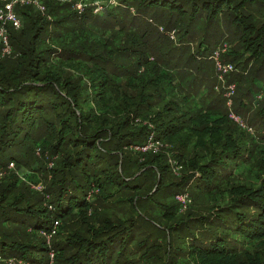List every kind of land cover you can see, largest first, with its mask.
Segmentation results:
<instances>
[{
  "label": "trees",
  "instance_id": "obj_1",
  "mask_svg": "<svg viewBox=\"0 0 264 264\" xmlns=\"http://www.w3.org/2000/svg\"><path fill=\"white\" fill-rule=\"evenodd\" d=\"M21 1L10 56L0 40V264H264V0ZM151 136L159 154L135 150Z\"/></svg>",
  "mask_w": 264,
  "mask_h": 264
},
{
  "label": "rangeland",
  "instance_id": "obj_2",
  "mask_svg": "<svg viewBox=\"0 0 264 264\" xmlns=\"http://www.w3.org/2000/svg\"><path fill=\"white\" fill-rule=\"evenodd\" d=\"M3 2H5L6 4H8L9 2H10V0H2ZM20 2H21V4L24 6V5H26V4H28L27 2H22L21 0H19ZM33 1V0H32ZM35 2H37V0H34ZM85 2H86V0H84ZM116 1L117 0H95V1H91L90 0V3H87L86 2V5L88 6L89 5V7H97V9H95L94 10V15H100L101 14V12L104 10L103 8L105 7V5H108V4H110V2H111V5H115L114 3H116ZM38 3L40 4V7L38 8L39 9V11L45 16V6H44V3L43 2H39L38 1ZM61 4H71V3H73L74 5H72V11H74V12H76V11H78V13H80V10L81 9H84V2H83V0H63L62 2H60ZM260 13L261 14H263L264 15V6L261 8V11H260ZM170 37H171V39H173L174 40V42H177V37H176V34H174V33H170V35H169ZM219 44H221V42L219 43ZM191 46H192V49L194 50V44H191ZM197 47V45L195 44V48ZM225 48H227V43L225 44V46H224ZM219 51V50H218ZM221 51H222V49H221ZM12 53V52H11ZM11 53L9 54V53H4V51H3V55H2V57H7V56H10L11 55ZM217 54V53H216ZM215 54V55H216ZM218 55V54H217ZM221 65V64H220ZM209 66V65H208ZM222 66V65H221ZM223 67H225L224 65H223ZM220 70V69H219ZM220 71H222V70H220ZM207 78H212V77H207ZM213 79V78H212ZM219 79H221V80H224L223 78H222V75H220V78ZM221 80H215V81H213L214 82V85H217L216 86V88L218 87V90L217 91H220L221 89H223V91H227V93L225 94V97H227L229 100H230V98H231V96H229V95H231V94H233L234 93V91H235V85L234 84H230V85H228L227 83H226V81H221ZM188 85V84H187ZM200 85L202 86V92L199 94V97H201L202 95H206V93H205V89L206 88H211L212 87V81H209L208 80V82H200L199 84H197V85H195V89L196 90H198V89H200ZM204 90V91H203ZM238 97H239V95H238ZM222 98H223V96H222ZM221 98V99H222ZM249 102L248 103H251L250 102V100H251V97L249 96V97H247L246 98ZM230 103L231 102H228V105H230ZM232 118H234L235 120H237V117H235L234 115H232ZM135 148V150H136V147H134ZM160 148H164V146L163 145H154V148H153V150L154 151H157V152H154V151H152V152H154V153H157V154H159L161 151H162V149H160ZM38 151V150H37ZM136 151H139V150H136ZM144 153H148V151L147 152H145L144 151ZM37 155H40V153L38 154L37 153ZM41 156V155H40ZM40 159V158H39ZM142 159V161L143 160H145V158H141ZM40 160H42V157H41V159ZM42 163H43V161H41ZM41 162H35V163H32L33 164V166H32V168H25L24 167V170L22 171L24 174H25V171L26 172H30V170L32 171V169L34 168V169H39L40 168V166H41ZM51 164L52 163H50V164H48V169H51ZM11 165V164H10ZM171 165H173V164H171ZM14 168H15V166H14ZM13 170V169H12ZM241 171H242V169H241ZM40 172V171H39ZM22 173V174H23ZM176 173V177H178V178H180V177H183L184 176V171L181 173V169H179V170H177V172H175ZM31 174H33V173H31ZM35 174V176H32L30 179H32V180H30V181H35L37 184H36V187L38 188L37 190L38 191H42V190H44V185H46V183H45V181H44V179H43V177H41V174L40 173H34ZM198 175V174H197ZM21 177V176H20ZM160 177V176H159ZM168 179H170V174H167V176H166ZM24 180V179H23ZM178 181V180H177ZM187 194V193H186ZM184 198H185V200H187L186 198V196H184ZM184 200V201H185ZM178 201H182L183 202V200H182V198L181 197H178ZM183 203H185V202H183ZM195 205V204H194ZM51 206V205H50ZM50 206H49V209H50ZM200 206H203V207H205L206 206V203H202V204H200ZM202 207V208H203ZM186 209H188V208H186ZM186 209L184 208L182 211H186ZM51 210V209H50ZM202 211L203 210H201V212H199V214L200 213H202ZM157 224V223H156ZM158 225V224H157Z\"/></svg>",
  "mask_w": 264,
  "mask_h": 264
},
{
  "label": "built area",
  "instance_id": "obj_3",
  "mask_svg": "<svg viewBox=\"0 0 264 264\" xmlns=\"http://www.w3.org/2000/svg\"><path fill=\"white\" fill-rule=\"evenodd\" d=\"M24 2V1H22ZM28 2H31V3H34L38 8L40 7V4L35 1H28ZM19 3V0H10V2L8 4H6V7H5V11L1 12L0 13V40L2 41L3 45H4V48H3V51L4 53H11L12 52V49H11V46H10V42H9V32H8V26H13L15 29H20L21 27V21L19 18H17L16 14L14 13V6L16 4ZM115 4V3H114ZM83 9L80 10V12H82ZM220 65V63H219ZM221 66V65H220ZM228 69H230L229 67H225V71H227ZM154 145H162L160 142L156 141L155 138L153 136L149 137V140L147 141L146 145L143 146V147H136V150H139V151H142V152H147V151H154L153 148H154ZM154 152H157V151H154ZM37 153L39 154V150L37 151ZM174 169L175 172H177V170L181 169L180 166H177V164L174 162V161H170ZM14 164H11L10 165V168L11 169H14ZM53 167V163L51 164V168ZM0 179H1V176H0ZM33 188L35 189H38L36 186H33ZM182 198V200L184 201L185 198L184 196H179ZM187 197V196H186ZM50 209H52V206H50ZM60 225V222L59 221H55L54 222V229L58 228V226ZM55 233L54 230H52L51 234H46V233H43L46 238L48 239V241H50L52 235ZM51 256V259L54 258V253H51L50 254ZM24 264V263H22Z\"/></svg>",
  "mask_w": 264,
  "mask_h": 264
}]
</instances>
